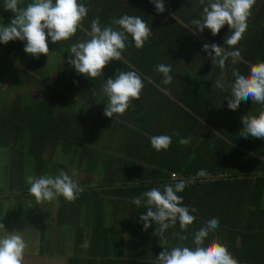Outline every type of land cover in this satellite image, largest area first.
I'll list each match as a JSON object with an SVG mask.
<instances>
[{"label": "trees", "instance_id": "1", "mask_svg": "<svg viewBox=\"0 0 264 264\" xmlns=\"http://www.w3.org/2000/svg\"><path fill=\"white\" fill-rule=\"evenodd\" d=\"M20 1L0 82L28 40L45 52L14 72L28 94L3 101L0 147L20 176V140L32 160L9 191L55 195V223L82 230L66 264H264V0ZM47 227L40 253L64 254Z\"/></svg>", "mask_w": 264, "mask_h": 264}, {"label": "rangeland", "instance_id": "2", "mask_svg": "<svg viewBox=\"0 0 264 264\" xmlns=\"http://www.w3.org/2000/svg\"><path fill=\"white\" fill-rule=\"evenodd\" d=\"M18 1L19 0H6L3 4L4 13L13 15L18 12L19 7L16 5ZM21 2L22 0L19 3ZM3 11H0V50L3 49L2 47L7 42V39L11 38L14 33V30L12 32L13 25H11L9 28L6 25L1 24V20L7 23V17H1ZM26 18H28L27 14H23L20 12L19 20H25ZM43 49L44 45L39 44L38 40L30 39L23 46H20L18 51H24L26 58L29 61L28 63H31V61L38 56L37 52L42 51ZM32 51L35 52L31 57L33 53ZM29 58L31 61L29 60ZM15 71L16 67H13L11 72L6 74L0 82V115L8 113V110L13 107V105H9L6 103L3 104V101L5 100L7 102L9 99H14L15 97L12 96L11 93L16 91L17 89H19V91L22 89V86L16 87L15 82L17 81V76L14 74ZM27 72L29 74L33 73L32 70H29ZM35 88L36 89H34L33 87V89L31 90L33 92L31 93H33L34 98H40L41 86H35ZM20 94L25 95L28 94V92H26L23 88L20 91ZM99 96V104L102 105V103L105 102V108H108L109 112L113 110L114 106L119 101L116 97H114V95H110L109 92L105 89L104 92ZM101 98L103 99L101 100ZM76 101L78 103L81 102L78 99ZM97 109L102 108L98 107ZM115 111L116 110H114V112ZM109 112L106 113L109 114ZM114 112L110 113L114 114ZM95 119L97 118L95 117ZM101 122H104V118L101 120ZM24 142H26V140H20L19 142V144L21 145L20 147L22 148L20 149V151L23 152L24 160L26 161L24 174H22V176H20L21 173L19 174V171L12 166L13 158L10 156V153L12 154V151H9V149L7 148L0 147V230L5 227V229H2L0 232V244L1 247H3V249L0 247V254H2L3 252L5 254L13 252L14 256L12 257L11 264H66L67 260H65V256L70 257V255L74 256L83 254V246L80 242V238L77 235L80 234L82 230H77L67 226H58L55 223V209L58 204L56 196L50 193H44L41 198L37 200L32 196H22L19 198L9 191V181H16L18 180V177H20L19 180H21V182H23L27 188L32 187L34 179V174L31 171L32 160L28 155L26 143ZM71 155L72 154L64 155V157H61V160L59 161L74 167L77 164V159H71ZM53 162H55V159ZM51 164L53 163L51 162ZM47 174L48 175L46 178L49 180V182L56 186L57 173L53 172L52 170ZM81 174L74 172V174L72 173L71 178L76 179L80 177ZM5 195H8L7 197L10 198L6 199ZM3 204H5V208H3L2 210ZM16 220L20 221L19 226L14 225V228H17L18 232L12 231L13 228L6 225L8 222H15ZM43 222L48 226L47 234L54 237L53 241L52 239L50 240L52 241L51 245L54 243L56 245L57 242L62 239V249L64 254L58 253L56 249H54L53 253L54 256L60 257H49L48 254L40 253L39 239L41 225L38 224H42ZM85 224L86 222L84 219L81 225ZM51 229L53 235L51 234ZM35 243H38V246L35 245Z\"/></svg>", "mask_w": 264, "mask_h": 264}, {"label": "crops", "instance_id": "3", "mask_svg": "<svg viewBox=\"0 0 264 264\" xmlns=\"http://www.w3.org/2000/svg\"><path fill=\"white\" fill-rule=\"evenodd\" d=\"M32 52L33 53L31 55V57L33 56V54H34L35 51H32ZM44 52L45 51H38L37 52L38 53V56L36 58H34L32 61L30 60V58H31L30 57L29 60L31 61V63H28L29 61L26 58V55H25L24 51H17L16 53H13V55H15V57L12 56L10 59L13 61V64H14L13 67H16V68L17 67H22L23 69L25 68V70H26V68H27V70H32L34 68L36 62H38V59L42 57V55L44 54ZM35 99H39V98H35ZM20 146L21 145L18 144V147H20ZM9 151H11V149ZM10 156L13 158V154L10 153ZM3 208H5V204H3L2 210H3ZM19 224H20V221L19 220H16L15 222H13V221L12 222H8L6 225L12 227L13 228L12 231L18 232L17 228H14V225L19 226ZM38 225H41V223L38 224ZM2 229H5V227L2 228ZM1 230H0V232H1ZM59 241L61 242V244H63L62 243V239H60ZM37 244L35 243V245H37ZM0 247H1V244H0ZM1 248L3 249V247H1ZM13 256H14V253L13 252H9L7 254H5L3 252L2 254H0V258H2V259H0V264H11L12 263V257ZM49 257H60V256L49 255ZM68 257L65 256V260H67ZM16 264H18V263H16Z\"/></svg>", "mask_w": 264, "mask_h": 264}, {"label": "clouds", "instance_id": "4", "mask_svg": "<svg viewBox=\"0 0 264 264\" xmlns=\"http://www.w3.org/2000/svg\"><path fill=\"white\" fill-rule=\"evenodd\" d=\"M173 175H175V176H173ZM178 177H179V175H177L176 173H172V175H171V179H173V180L177 179ZM70 257H71V255H70Z\"/></svg>", "mask_w": 264, "mask_h": 264}, {"label": "built area", "instance_id": "5", "mask_svg": "<svg viewBox=\"0 0 264 264\" xmlns=\"http://www.w3.org/2000/svg\"><path fill=\"white\" fill-rule=\"evenodd\" d=\"M173 176H175V175H173Z\"/></svg>", "mask_w": 264, "mask_h": 264}]
</instances>
